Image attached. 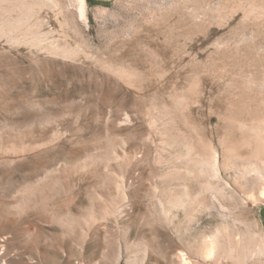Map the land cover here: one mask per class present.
I'll use <instances>...</instances> for the list:
<instances>
[{"label": "rangeland", "instance_id": "1", "mask_svg": "<svg viewBox=\"0 0 264 264\" xmlns=\"http://www.w3.org/2000/svg\"><path fill=\"white\" fill-rule=\"evenodd\" d=\"M83 1L0 0V264H264V0Z\"/></svg>", "mask_w": 264, "mask_h": 264}, {"label": "bare ground", "instance_id": "2", "mask_svg": "<svg viewBox=\"0 0 264 264\" xmlns=\"http://www.w3.org/2000/svg\"><path fill=\"white\" fill-rule=\"evenodd\" d=\"M80 3H81V4H80V5H81V12H83V11H84L83 9H84V7H85V6H84V1H83V0H80ZM82 14H83V13H82ZM263 196H264V193H263Z\"/></svg>", "mask_w": 264, "mask_h": 264}]
</instances>
